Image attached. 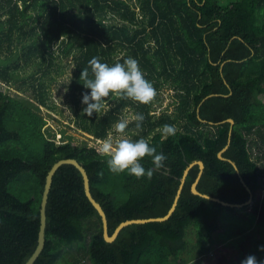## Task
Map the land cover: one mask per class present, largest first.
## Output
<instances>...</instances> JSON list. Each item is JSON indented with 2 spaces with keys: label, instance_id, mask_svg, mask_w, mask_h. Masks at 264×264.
Masks as SVG:
<instances>
[{
  "label": "trees",
  "instance_id": "16d2710c",
  "mask_svg": "<svg viewBox=\"0 0 264 264\" xmlns=\"http://www.w3.org/2000/svg\"><path fill=\"white\" fill-rule=\"evenodd\" d=\"M93 57L109 65L137 59L156 96L140 104L110 94L105 105H115L88 117L81 99L90 90L80 75L87 68L91 76ZM65 58L74 65L67 88L79 129L104 140L128 108L144 115L142 128L133 121L125 132L167 157L150 180L111 173L97 147L58 144L45 134L41 106L55 108L48 84L34 79L28 97L20 72L40 60L39 70L54 71V79ZM17 82L16 94L1 87ZM164 88L172 89L176 106L158 115ZM165 124L176 128L175 135L165 137ZM66 158L86 168L110 235L125 220L165 216L186 168L198 160L205 164L200 192L234 204L258 203L264 190V0H0V264H25L36 250L47 175ZM141 163L153 166L147 156ZM199 172V164L189 170L168 219L129 224L107 241L81 171L61 165L46 208L45 246L34 264H204L219 246L234 251L216 237L226 213L250 217L246 231L260 234L252 254L264 259L258 250L264 220L257 222L250 204L231 207L193 193ZM232 263L238 264L229 256L220 262Z\"/></svg>",
  "mask_w": 264,
  "mask_h": 264
},
{
  "label": "clouds",
  "instance_id": "9594fccd",
  "mask_svg": "<svg viewBox=\"0 0 264 264\" xmlns=\"http://www.w3.org/2000/svg\"><path fill=\"white\" fill-rule=\"evenodd\" d=\"M89 69H84L80 77L83 79V86L86 90L82 92V105L84 114L92 117L93 114L100 113L105 107V99L110 94L129 98L140 104L150 103L156 96V89L148 81L142 72L139 61L133 57H128L123 63L109 65L102 63L99 57H93L89 61ZM145 117L142 113H137L129 118L119 120L114 125V130L118 138L113 139L112 133L107 139L100 142L96 149L101 156L107 157L108 169L111 173H127L136 178L146 177L151 179L156 171L164 167L167 157L163 152L157 151V146L151 145L143 137L131 140L123 138V134L129 124L135 121L137 129L142 128ZM165 137L175 135L176 128L173 125L165 124L162 129ZM150 157L152 167L145 168L141 163L142 158ZM259 251L264 252V245H260ZM240 264H264V259H258L256 255H248L243 258Z\"/></svg>",
  "mask_w": 264,
  "mask_h": 264
},
{
  "label": "rangeland",
  "instance_id": "374dc122",
  "mask_svg": "<svg viewBox=\"0 0 264 264\" xmlns=\"http://www.w3.org/2000/svg\"><path fill=\"white\" fill-rule=\"evenodd\" d=\"M128 1L132 2V0ZM17 49L18 48L15 50ZM16 57L17 56H15L14 59ZM70 60L67 58L58 60V63L63 70L62 73L57 75L54 79H51L54 71L45 75L39 70V67L41 66V61L39 60L34 64L27 66L20 72V80L25 81L24 86L27 88L26 95L28 97H32V94L34 93L31 84L33 81L35 82V80L40 79L48 84V102L54 104L55 108L49 109L41 106V112L47 119L44 132L49 138L55 139L58 144L62 142H72L74 144L88 143L89 145L98 148L100 142L103 140L82 131L74 122L73 113L69 104V89L67 88V84L69 83L74 70V65L71 63L72 60ZM18 83L19 82L12 84L11 87L3 84L1 87L12 94H16V85ZM161 98V102L156 105V113L159 115L164 111L173 112L176 106V98L172 89H162ZM114 105L115 101H112L110 104H106L105 108L107 109ZM134 115L133 108H128L125 110L124 118H129ZM111 133L113 139L118 138L119 134H117L115 130H112ZM123 138L129 139L130 134L125 132ZM258 197L260 201L256 204H253L255 202L250 203L249 208L257 215V222L261 223L264 220V190L259 191ZM222 225L223 228L221 232L216 233V237L220 240H228L227 243L233 245L234 251L231 249L224 250L218 245L220 248L217 247V249L209 254L204 264H220L221 259L224 261L226 256L235 259L236 263L238 262V264H240L243 258L252 254L253 242L260 234L255 231H246L250 226L249 216H245V214L233 215L232 213H226L222 219ZM87 264H91V262Z\"/></svg>",
  "mask_w": 264,
  "mask_h": 264
},
{
  "label": "water",
  "instance_id": "95a60500",
  "mask_svg": "<svg viewBox=\"0 0 264 264\" xmlns=\"http://www.w3.org/2000/svg\"><path fill=\"white\" fill-rule=\"evenodd\" d=\"M227 121H229L232 125L235 123V120L232 118H228ZM228 145L226 147L223 148V150H221L219 152V157L221 159H225V157L223 156L224 152L227 150ZM233 163V165L237 168V170L239 171L237 165L235 162L231 161ZM73 164L75 165L82 173L83 175V179H84V188H85V192L87 197L89 198V200L92 202V204L95 206V208L98 210V212L100 213L102 220H103V228H104V236L106 238L107 241H114L117 236L119 235L120 231L127 225L132 224V223H144V222H149V221H164L166 219H168L171 214L175 211L176 206L178 204V200L180 198V195L182 193L183 187H184V183L186 180V177L189 173V170L191 169V167H193L195 164H199L200 165V172L195 180V182H193L192 184V191L195 194H198L200 196H203L205 198L214 200V201H218L223 205L226 206H231V207H244L245 205H248L250 203L253 202V199H250L247 203L245 204H234V203H230L224 200H221L220 198L208 195L206 193H202L198 190V183L200 181V178L202 176L203 170L205 168V164L203 161L198 160V161H194L193 163H191L185 170L183 177L181 179V184L179 186V189L177 191V195L175 197L174 203L171 207V209L169 210V212L163 216V217H152V218H138V219H128L125 220L123 222H121L117 228L115 229L114 233L112 235L109 234L108 231V218H107V214L103 208V206L101 205L100 202H98L92 192H91V187H90V178L89 175L87 173L86 168L75 158H66V159H61L58 162H56L51 170L49 171L48 175H47V179H46V184H45V189L43 192V198H42V203H41V225H40V231H39V237H38V245L36 247V250L34 251V253L31 255V257L28 259V261L25 264H34V262L37 260V258L39 257V255L41 254V252L44 249L45 246V242H46V226H47V213H46V208H47V203H48V198H49V193L52 187V182H53V177L56 173V171L59 169V167L63 164ZM242 181L244 182V184L247 186L246 182L244 181V179H242ZM248 190H251L248 187Z\"/></svg>",
  "mask_w": 264,
  "mask_h": 264
}]
</instances>
